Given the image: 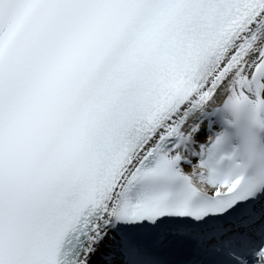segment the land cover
Listing matches in <instances>:
<instances>
[{"label":"snow or ice","instance_id":"obj_1","mask_svg":"<svg viewBox=\"0 0 264 264\" xmlns=\"http://www.w3.org/2000/svg\"><path fill=\"white\" fill-rule=\"evenodd\" d=\"M0 264H264V0H0Z\"/></svg>","mask_w":264,"mask_h":264}]
</instances>
